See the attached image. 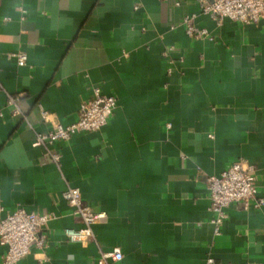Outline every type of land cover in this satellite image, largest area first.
Instances as JSON below:
<instances>
[{
  "label": "crops",
  "instance_id": "0c3cea01",
  "mask_svg": "<svg viewBox=\"0 0 264 264\" xmlns=\"http://www.w3.org/2000/svg\"><path fill=\"white\" fill-rule=\"evenodd\" d=\"M210 1L0 0V216L54 215L18 264H99L116 248L108 264H264V204L229 205L217 234L206 181L243 158L264 197V19L218 24ZM192 13L211 39L187 35ZM95 86L117 96L110 122L52 144L54 162L35 140L53 126L43 112L70 124ZM68 186L106 213L87 243L65 235L82 225Z\"/></svg>",
  "mask_w": 264,
  "mask_h": 264
},
{
  "label": "built area",
  "instance_id": "2783aa9c",
  "mask_svg": "<svg viewBox=\"0 0 264 264\" xmlns=\"http://www.w3.org/2000/svg\"><path fill=\"white\" fill-rule=\"evenodd\" d=\"M21 20L28 13L24 5L20 6ZM202 12L209 15L218 24L225 19L233 20L243 26L258 23L264 19V0H211L202 4ZM196 14H188L182 19L186 33L193 38H205L209 31L195 24ZM168 55V51L164 52ZM17 63L21 66L27 63L28 55L25 52L14 53ZM18 98L10 96L8 102L15 106V115H20ZM118 105L116 95L106 94L100 86L93 88V95L81 101L77 118L70 124L64 125L52 121L50 113L43 112L46 121H51L52 128L46 132L36 133V143L45 149L51 159L58 163L61 154L50 146L57 141H68L78 131H99L103 129L112 118ZM210 210L213 214L211 222L216 225V232L227 218V207L234 203L245 206L261 207L264 197L258 195L257 179L254 166L245 159H238L224 169L221 173L210 174L206 177ZM63 196L71 207L73 213L80 220V227H68L65 235L73 242L87 243L93 236V226L106 216L104 211H96L92 205L84 201L80 188L68 186ZM3 207L0 204V212ZM54 217L50 213H38L24 207H18L5 216H0V245L4 248L0 264H18L29 255L32 246L44 249L47 235L43 232L47 223ZM122 251L119 248L103 252L98 259L99 264H108L109 259L121 260ZM213 259H209L212 263Z\"/></svg>",
  "mask_w": 264,
  "mask_h": 264
}]
</instances>
